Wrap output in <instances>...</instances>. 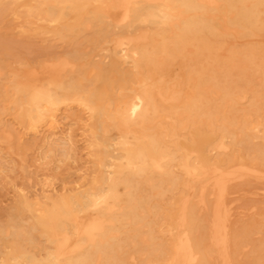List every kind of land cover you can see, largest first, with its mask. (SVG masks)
Wrapping results in <instances>:
<instances>
[{
  "label": "rangeland",
  "instance_id": "rangeland-1",
  "mask_svg": "<svg viewBox=\"0 0 264 264\" xmlns=\"http://www.w3.org/2000/svg\"><path fill=\"white\" fill-rule=\"evenodd\" d=\"M116 1L0 0V264H264V0Z\"/></svg>",
  "mask_w": 264,
  "mask_h": 264
},
{
  "label": "bare ground",
  "instance_id": "bare-ground-1",
  "mask_svg": "<svg viewBox=\"0 0 264 264\" xmlns=\"http://www.w3.org/2000/svg\"><path fill=\"white\" fill-rule=\"evenodd\" d=\"M209 3H214L215 2V0H207ZM116 2H119V3H121V5H120V7H119V4L118 5H115V7L117 6V8L118 9H121L122 8V10L123 11H125V13H127L128 11H129V9L131 8L130 7V4H132L133 2H131V0H117ZM67 3V2H66ZM115 3V0H111V5H113ZM94 4V3H93ZM107 5H108V3H106ZM103 8V7H102ZM105 8H107V7H104V9ZM109 9V8H108ZM107 10V9H106ZM107 11H109V10H107ZM121 11V10H120ZM104 13V12H103ZM107 13H109V12H107ZM105 14V13H104ZM110 15H108V16H111V13H109ZM117 14H119L118 12H117ZM116 14V15H117ZM122 14V13H121ZM116 15H114V16H116ZM113 16V15H112ZM113 16V17H114ZM117 17H119V16H116V18H113L114 20H117ZM122 17H124L123 15H122ZM122 17H119V18H122ZM111 18V17H110ZM118 18V20L120 21V19ZM126 18V17H125ZM125 18H123L122 20L124 21V19ZM125 20H127V19H125ZM177 21V20H176ZM114 23H115V21H114ZM173 23H175V22H173ZM171 25V24H170ZM87 28H88V26H87ZM90 28V27H89ZM173 29V28H172ZM146 38V37H145ZM133 40H134V38H133ZM129 44V43H128ZM136 46V45H135ZM192 51V50H191ZM66 61V60H65ZM67 62V61H66ZM51 64V63H50ZM49 65V64H48ZM50 66H52V68H53V66H55V65H50ZM43 67H46V66H43ZM47 68H50V67H47ZM55 68H56V70H57V68H58V70L57 71H59V70H61V69H59V66L57 65V67L55 66ZM206 68V67H205ZM51 69V68H50ZM33 70H35V69H33ZM46 70H48V69H46ZM55 70V71H56ZM50 71V70H49ZM48 71V74L50 73ZM28 73H30V72H28ZM39 73V72H38ZM52 73V72H51ZM56 73H58V72H56ZM41 74V73H40ZM32 75V74H31ZM35 75V74H34ZM45 75H47V73L45 74ZM9 84H11V83H9ZM14 86V85H13ZM12 86V87H13ZM219 94V93H218ZM141 105H142V99L139 97V96H134L133 97V100H132V102H131V104H130V106H131V111H132V113L134 114V113H136L139 109H140V107H141ZM113 124V123H112ZM55 133L53 132V135H54ZM55 136V135H54ZM213 136H215V135H213ZM222 145V144H221ZM221 147L222 146H220V149H221ZM161 160V159H160ZM163 160H165V159H163ZM162 162V161H161ZM156 167H158L159 168V166L157 165ZM238 169L239 168H241V167H237ZM211 169V168H210ZM213 169H215V168H213ZM243 169V168H242ZM217 170V169H216ZM216 170L215 171H213V173L214 174H216ZM240 170V169H239ZM203 171H205L204 169H203ZM220 172H221V170H219ZM217 172V173H219L220 174V172ZM233 171V170H232ZM248 171H251V170H247V172ZM247 172H243V170L241 171V173H247ZM205 173V172H204ZM226 173V172H225ZM228 173H231L232 175L231 176H234L233 174L234 173H232V172H228ZM250 173H254L255 174V172H250ZM206 174V173H205ZM208 174V173H207ZM256 174H258V172H256ZM212 176H214V175H212ZM226 175H224L223 173H221V176L219 177V178H217L216 179V181H214V190H216L215 191V193L217 192V198H216V206L214 207L215 209H214V220H213V229H214V239H215V242L218 244V245H221V247H218V248H221L222 249V254H221V257H222V260H223V263L224 264H231V262H230V255H229V252H228V250H227V245H226V243H227V233L225 232V222L227 221L228 222V218H227V209L225 208L226 206H225V197H226V195H227V193H228V182H227V180H226V177H225ZM229 176V175H228ZM231 176H229L227 179H229ZM261 176V175H260ZM202 177V176H201ZM249 177H251V176H249ZM244 178H246V177H244ZM252 178V177H251ZM233 179V178H232ZM239 180H240V178H238ZM263 179V178H262ZM232 181H234V180H232ZM230 182H231V180H230ZM260 182H262V180H260ZM188 185V184H187ZM203 189V188H202ZM212 189H213V187H212ZM204 191V190H203ZM202 191V192H203ZM214 192V191H213ZM262 192V191H261ZM201 196H202V193H201ZM213 197H215L214 195H213ZM202 198V197H201ZM211 198V197H210ZM187 199V198H186ZM185 199V200H186ZM104 200V199H103ZM184 200V202H187V200L185 201ZM202 200V199H201ZM102 201V200H101ZM203 201V200H202ZM205 202V201H204ZM203 202V203H204ZM183 203V202H182ZM203 205V204H202ZM206 207V206H205ZM122 208V207H121ZM183 208H184V210H186V204L184 205L183 204ZM182 208V209H183ZM183 211V210H182ZM184 213V212H183ZM184 214H186V212L184 213ZM184 216V215H183ZM230 216V215H229ZM107 217V216H106ZM231 220V219H230ZM229 220V221H230ZM180 221V220H179ZM179 221H177V222H179ZM182 221V220H181ZM183 222V221H182ZM113 223V222H112ZM116 224V223H115ZM212 223H210V225H211ZM104 227V226H103ZM110 227H111V225H110ZM183 227V226H182ZM113 228V227H112ZM117 232V231H116ZM93 236V235H92ZM95 237V236H94ZM145 238V237H144ZM112 241H113V238L111 239ZM83 241H85V240H83ZM180 243V242H179ZM181 243H182V247L184 248V249H186L185 251L187 252H184V254L186 253V255H189L190 256V254H188V253H190V239H189V237H188V235H185V238L183 239V240H181ZM105 244H107L106 242H105ZM97 245V244H96ZM100 245V244H99ZM104 247H105V245H104ZM110 247V246H109ZM63 252H65V251H63ZM57 253H58V251H57ZM102 255V254H101ZM182 255V254H181ZM50 257H51V255H50ZM131 257V256H130ZM133 257V256H132ZM186 257H188V256H186ZM176 259V258H175ZM98 260V259H97ZM177 260V259H176ZM188 260V259H187ZM100 261V260H99ZM178 261V260H177Z\"/></svg>",
  "mask_w": 264,
  "mask_h": 264
}]
</instances>
